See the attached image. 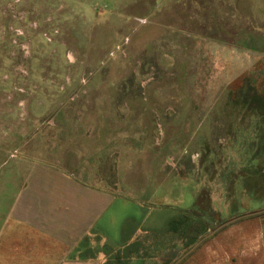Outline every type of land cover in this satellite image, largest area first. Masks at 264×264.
Here are the masks:
<instances>
[{
	"label": "rangeland",
	"instance_id": "rangeland-1",
	"mask_svg": "<svg viewBox=\"0 0 264 264\" xmlns=\"http://www.w3.org/2000/svg\"><path fill=\"white\" fill-rule=\"evenodd\" d=\"M21 157L177 224L172 264H264V213L213 233L264 209V0H0V172Z\"/></svg>",
	"mask_w": 264,
	"mask_h": 264
},
{
	"label": "crops",
	"instance_id": "crops-1",
	"mask_svg": "<svg viewBox=\"0 0 264 264\" xmlns=\"http://www.w3.org/2000/svg\"><path fill=\"white\" fill-rule=\"evenodd\" d=\"M164 221L155 225L144 201L42 161L21 157L0 172V264L153 263L148 254L170 241Z\"/></svg>",
	"mask_w": 264,
	"mask_h": 264
},
{
	"label": "trees",
	"instance_id": "trees-1",
	"mask_svg": "<svg viewBox=\"0 0 264 264\" xmlns=\"http://www.w3.org/2000/svg\"><path fill=\"white\" fill-rule=\"evenodd\" d=\"M177 224H169L168 228L165 229L167 230L169 233H172L173 230V234L172 235H176V230H177ZM164 230V233L166 236V231ZM162 233L161 229H156V240L158 239V237H161L160 234ZM165 245L164 246H156L155 248V253H153V255L148 254L149 258H154L153 263H148V264H172L173 260H170L169 258H166V255L169 254L171 251L174 250V252L178 251L181 249V246H179L177 244L176 239L174 240V238H172L170 236V241L169 243L167 242V240H165ZM193 242L191 241L188 245H191ZM169 244V245H168ZM144 252L141 253L142 257H146V254L144 253V255H142ZM158 257H161L162 259L159 260ZM125 262V261H124ZM140 264H147L145 261L140 262Z\"/></svg>",
	"mask_w": 264,
	"mask_h": 264
},
{
	"label": "water",
	"instance_id": "water-1",
	"mask_svg": "<svg viewBox=\"0 0 264 264\" xmlns=\"http://www.w3.org/2000/svg\"><path fill=\"white\" fill-rule=\"evenodd\" d=\"M261 213H264V209L263 210H258V211H253V212H250V213H247V214H243V215H241V216H238V217H236V218H233V219H231V220H228V221H226V222H224V223H222L216 230H214L213 231V233L214 232H216L218 229H220L221 227H223V226H225V225H227V224H230V223H232V222H234V221H236V220H238V219H241V218H243V217H246V216H253V215H258V214H261ZM198 245V243L197 244H195L185 255H187V254H189V253H191L195 248H196V246ZM184 255V256H185Z\"/></svg>",
	"mask_w": 264,
	"mask_h": 264
}]
</instances>
